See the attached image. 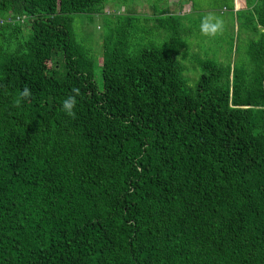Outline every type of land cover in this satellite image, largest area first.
<instances>
[{"label": "trees", "instance_id": "obj_1", "mask_svg": "<svg viewBox=\"0 0 264 264\" xmlns=\"http://www.w3.org/2000/svg\"><path fill=\"white\" fill-rule=\"evenodd\" d=\"M124 1L0 0V264H264V0L192 87L173 8ZM72 14L100 17V61Z\"/></svg>", "mask_w": 264, "mask_h": 264}, {"label": "rangeland", "instance_id": "obj_2", "mask_svg": "<svg viewBox=\"0 0 264 264\" xmlns=\"http://www.w3.org/2000/svg\"><path fill=\"white\" fill-rule=\"evenodd\" d=\"M175 1L177 2V0H154L153 7L157 6V9H161L168 5L173 8L171 10L172 14L177 15V24L181 28L180 38L184 39L188 54L184 60H181V63L185 64L187 68L186 71L184 67L183 76L186 78V85L192 87L199 73L195 65L191 63L193 57L204 55L224 62L228 46L232 44L233 47L237 46L244 49L245 44L243 42L249 35L238 27L237 22L232 17L235 0H178L180 7L175 5ZM150 2L151 0H125L118 3L117 9L111 8V4L107 6H110L108 11H115L116 13L127 11L132 14L135 13L137 16H143L151 14ZM208 13H214L224 21L223 35L215 39L206 38L200 33L201 18ZM71 17L70 28L75 40L88 49L89 47L91 49L90 43H92L97 61H100V41L98 37L102 32V29L98 28L100 27V17L95 14H72ZM148 25L151 26V23H148ZM163 36L164 34L160 37L157 31L152 29L149 32V37L155 42H161ZM177 59H179L178 56Z\"/></svg>", "mask_w": 264, "mask_h": 264}, {"label": "clouds", "instance_id": "obj_3", "mask_svg": "<svg viewBox=\"0 0 264 264\" xmlns=\"http://www.w3.org/2000/svg\"><path fill=\"white\" fill-rule=\"evenodd\" d=\"M224 21L214 13H208L201 18L199 29L202 36L215 39L224 32ZM81 95L80 88L74 87L72 94L68 95L62 101V111L69 117L75 119L77 97ZM32 97V91L29 87L25 86L19 93L18 97L13 101V106L19 108L21 103L28 101Z\"/></svg>", "mask_w": 264, "mask_h": 264}]
</instances>
